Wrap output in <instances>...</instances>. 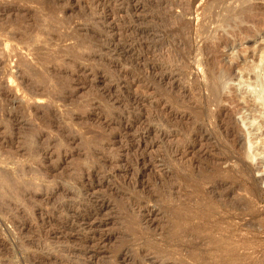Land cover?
Returning a JSON list of instances; mask_svg holds the SVG:
<instances>
[{
    "label": "rangeland",
    "instance_id": "obj_1",
    "mask_svg": "<svg viewBox=\"0 0 264 264\" xmlns=\"http://www.w3.org/2000/svg\"><path fill=\"white\" fill-rule=\"evenodd\" d=\"M259 53L264 0H0V264H264Z\"/></svg>",
    "mask_w": 264,
    "mask_h": 264
},
{
    "label": "bare ground",
    "instance_id": "obj_2",
    "mask_svg": "<svg viewBox=\"0 0 264 264\" xmlns=\"http://www.w3.org/2000/svg\"><path fill=\"white\" fill-rule=\"evenodd\" d=\"M260 50V49H259ZM262 52V51H261ZM259 55L260 56H258L259 57V63H262L263 62V60H264V53H262V54H260L259 53ZM258 63V64H259ZM261 67V66H260ZM262 69H263V73H262V77H261V79H259L258 81H257V84H258V91H256V92H254V93H256V97H254L255 99H258L259 100V103L261 104V106L264 108V66H262L261 67ZM230 69H231V66H229L228 68H227V70H226V74L225 75H228V74H230L229 72H230ZM225 73V72H224ZM222 74V73H221ZM223 76V75H222ZM223 77H225V76H223ZM217 79H219V78H217ZM255 82V81H254ZM247 86V85H246ZM255 86V85H254ZM248 88V87H247ZM244 90V89H243ZM245 91V90H244ZM250 91V90H249ZM248 92V91H247ZM252 95H254V94H252ZM257 100V101H258ZM249 122V124H247V125H251V122L252 121H248ZM247 123V122H246ZM254 123V122H253ZM248 126V127H249ZM252 126V125H251ZM248 132V131H247ZM248 135V134H247ZM247 140V139H246ZM262 140V139H261ZM255 144V141H253V140H251V139H249V140H247L246 142H245V144H244V147H245V149H246V151H248V153H249V151H250V154H251V152L252 153H254V154H257L256 152H255V149H256V146L254 145ZM256 145H257V143H256ZM253 155V154H252ZM251 155V156H252ZM142 157V156H141ZM261 162H263V159L261 158L260 159V163ZM3 183H5V180H4V177L1 179V181H0V184L2 185ZM8 187H11V186H9L8 185ZM2 188V187H1ZM12 188V187H11ZM11 188H9V189H11ZM3 189V188H2ZM12 189H14V188H12ZM4 193H6L7 195H9V193H11V192H8V190L7 189H5V187H4ZM15 190H16V192H14L15 193V195H14V193H12L16 198H18V197H20L21 196V194H22V189H19V187H18V185H17V187L15 186ZM13 197V196H12ZM14 197V198H15Z\"/></svg>",
    "mask_w": 264,
    "mask_h": 264
},
{
    "label": "water",
    "instance_id": "obj_3",
    "mask_svg": "<svg viewBox=\"0 0 264 264\" xmlns=\"http://www.w3.org/2000/svg\"><path fill=\"white\" fill-rule=\"evenodd\" d=\"M258 80H259V79L256 80V83H257ZM254 95H255V94H254Z\"/></svg>",
    "mask_w": 264,
    "mask_h": 264
}]
</instances>
